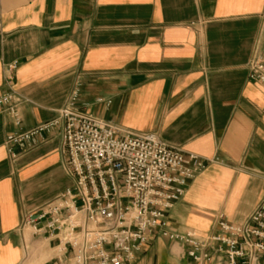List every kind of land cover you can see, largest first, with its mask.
<instances>
[{
	"label": "crops",
	"instance_id": "obj_1",
	"mask_svg": "<svg viewBox=\"0 0 264 264\" xmlns=\"http://www.w3.org/2000/svg\"><path fill=\"white\" fill-rule=\"evenodd\" d=\"M255 53L264 62V0H0V95L14 66L20 117L16 126L0 108V264H57V242L23 218L74 186L61 125L31 148L8 153L4 141L55 120L75 90L78 109L205 164L167 231L216 234L217 214L242 225L264 198ZM189 248L155 230L134 264H192Z\"/></svg>",
	"mask_w": 264,
	"mask_h": 264
},
{
	"label": "built area",
	"instance_id": "obj_2",
	"mask_svg": "<svg viewBox=\"0 0 264 264\" xmlns=\"http://www.w3.org/2000/svg\"><path fill=\"white\" fill-rule=\"evenodd\" d=\"M13 70L5 69L8 90L0 95V108L18 126ZM248 78L264 84V62L257 53ZM77 97L75 90L55 120L4 141L8 153L31 148L42 133L61 125V152L74 186L23 218L33 229L42 223L37 230L57 242V264H134L155 230L189 246L192 264H264V198L242 225L217 214L216 234L201 238L167 231L166 213L205 169L203 161L156 134L136 133L78 109Z\"/></svg>",
	"mask_w": 264,
	"mask_h": 264
}]
</instances>
